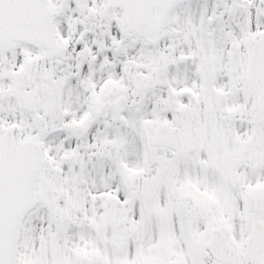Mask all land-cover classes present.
<instances>
[{
    "label": "snow or ice",
    "instance_id": "snow-or-ice-1",
    "mask_svg": "<svg viewBox=\"0 0 264 264\" xmlns=\"http://www.w3.org/2000/svg\"><path fill=\"white\" fill-rule=\"evenodd\" d=\"M0 264H264V0H0Z\"/></svg>",
    "mask_w": 264,
    "mask_h": 264
}]
</instances>
